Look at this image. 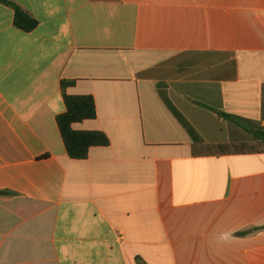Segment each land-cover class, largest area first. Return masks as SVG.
<instances>
[{"label":"crops","instance_id":"crops-1","mask_svg":"<svg viewBox=\"0 0 264 264\" xmlns=\"http://www.w3.org/2000/svg\"><path fill=\"white\" fill-rule=\"evenodd\" d=\"M7 1L0 264H264V0Z\"/></svg>","mask_w":264,"mask_h":264},{"label":"trees","instance_id":"trees-1","mask_svg":"<svg viewBox=\"0 0 264 264\" xmlns=\"http://www.w3.org/2000/svg\"><path fill=\"white\" fill-rule=\"evenodd\" d=\"M0 3L9 5L13 8L14 24L17 28L23 31H30L35 27V20L18 6L7 0H0ZM62 85L64 86L66 83L63 82ZM63 99L66 110L57 117L56 122L68 156L73 159H83L86 157L90 147L107 145V137L100 132L75 131L71 128L73 123L95 117L93 98L90 96L64 95ZM9 194V192L0 191V195Z\"/></svg>","mask_w":264,"mask_h":264}]
</instances>
